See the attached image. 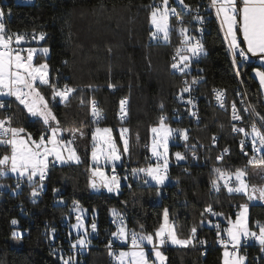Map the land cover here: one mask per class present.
Instances as JSON below:
<instances>
[{"label":"trees","instance_id":"obj_1","mask_svg":"<svg viewBox=\"0 0 264 264\" xmlns=\"http://www.w3.org/2000/svg\"><path fill=\"white\" fill-rule=\"evenodd\" d=\"M201 2L185 0L186 4L194 8ZM152 3L153 0H33L25 3L6 0L5 8L13 11L11 28L46 33V39L41 44L48 46L50 52L47 57L40 56L37 62L46 60L53 82L59 78V87L66 83L70 87L82 89L73 94L66 104H53L50 101V107L63 128L80 129L85 135L77 137L76 142L82 163L59 165L50 170L44 182L45 194L32 204L35 222L30 234L23 237L21 248L11 244V221L18 214L17 203H28L26 194L29 189L23 195L1 197L0 264H61L49 252L43 235L46 221L56 225L68 213V206L60 204V200L77 201L80 206L87 208L88 221L94 219L98 224L100 236L95 241L98 246L90 249L88 264H112L108 250L103 247L118 229L112 222L111 209L127 216L128 229L141 232L140 225H143V232L151 233L162 222L165 208L169 209V218L176 226L180 238H186L195 224L198 227L197 241L211 242L206 249L199 246V243L188 247H169L165 250L167 264H222L223 247L218 245L211 225L205 223V226H199L201 219L209 220L207 216L202 218L201 212L211 204L225 217L235 218L233 210L246 201L244 196L229 194L224 188L218 193L210 192L209 180L215 176L212 171L214 167L235 171L244 168L248 158L252 157L250 152H247V157L242 154L241 134L232 131L233 101H237L243 119L247 122L252 120L250 115L243 113L244 106L239 103V83L242 84L248 104L255 106L256 112L262 116L263 92L252 74L254 65L251 62L240 69L238 78L219 21L213 16L204 38L207 52L202 67L206 95L200 103L202 121L196 123L185 117L180 121H167L173 128L189 129V147L185 148L183 140L170 145V172L174 183L167 184L161 195L156 196L157 188L144 184L142 175L133 177L131 170L148 165L151 127L162 114L170 117L179 107L176 97L181 86V76L173 74L170 69L171 55L179 43V35L173 33L168 45L149 39L152 26L150 8L147 6ZM172 19L175 24V19ZM108 83L117 87L112 90L107 87ZM90 85L92 88L88 87ZM216 86L226 91L224 109L213 102L212 89ZM41 91L47 97L51 96L50 89L42 88ZM126 96L131 103L130 117L122 123L117 117V111L120 100ZM92 99L97 100L105 111V117L99 125L112 128L114 137L118 136L121 127L130 130L129 152L123 154V164L117 165L128 179L122 181L117 195L105 190L94 191L89 187L91 130L98 126L90 118L89 104ZM161 103L164 105L163 112L160 109ZM15 107L13 104V109ZM17 115L18 123L15 126H25L38 137L43 130L42 124L36 122L29 126L22 113L18 112ZM214 134L218 139L213 146L211 137ZM117 143L122 148L119 140ZM191 145H196V148L193 149ZM225 147L230 151L222 161H217L216 156ZM193 151L197 156L195 160L192 158ZM175 152L183 153L187 161L177 163L173 155ZM109 169L110 166L108 175ZM249 170L250 166L247 168ZM249 180L251 184H264V180H255L252 176ZM53 189H59L60 192L54 193ZM257 221L264 222V201L249 204L252 230H257ZM240 251L246 255L247 264H264V259H257L260 256L258 242L243 245Z\"/></svg>","mask_w":264,"mask_h":264},{"label":"snow or ice","instance_id":"obj_2","mask_svg":"<svg viewBox=\"0 0 264 264\" xmlns=\"http://www.w3.org/2000/svg\"><path fill=\"white\" fill-rule=\"evenodd\" d=\"M150 8V24L152 30L149 33L150 41L163 42L165 45L171 43L173 33L181 37L180 47L175 48L172 56L170 69L173 74L188 76L192 71V64L205 54V47L202 39L197 38L198 33L201 37L204 32L203 27L194 28L189 25L195 23L203 25L205 17L200 14V6L195 9L185 3V0H175V6L170 5V0H153ZM179 8L185 15L192 17L187 23L180 17L177 11ZM208 12H213L219 21L220 30L223 32V39L231 55V63L236 70L237 76L240 69L250 60L251 57H259L264 61V0H209ZM9 9L8 14L10 15ZM195 13V15H193ZM5 11L0 8V178H14L17 183L11 190L21 189L22 182L27 181L32 188L31 196L35 198L45 188V181L49 172L58 164L63 166L70 163L80 164L82 158L77 152V137H84L85 132L80 129L63 128L57 115L50 107L53 104H66L71 96L82 89L70 87L67 84L58 86L59 78L53 82L50 77L49 65L46 62H37L40 56H45L50 52L48 47H24L30 41L25 33H12L7 28L4 17ZM171 18H175V24L171 23ZM242 36V39H241ZM46 34L36 33L33 30L31 41L39 43L44 41ZM246 45V47L242 46ZM67 64V61L64 62ZM202 71V70H200ZM255 75L259 78L262 88H264V71L254 69ZM202 77H192L191 80L181 81L183 87L179 88L177 99L191 106L188 114L197 117L195 100L192 98L194 88L202 82ZM92 88V86H88ZM110 89H115L117 85L108 83ZM42 88L51 90V96L47 97ZM213 93L218 105L225 108V90L213 89ZM185 94L188 99L185 101ZM240 95V93H237ZM127 99L120 101V120L125 122L127 119ZM243 104L244 100L239 101ZM15 104V109H13ZM83 104V99L81 100ZM163 112L164 105H160ZM237 107V101L231 104L232 121L242 122L243 116ZM249 115L255 114L259 120L250 125V131L244 127H237L232 124V131L236 134H243L244 139L240 141V148L246 157L248 147L246 141L250 142L252 157L248 158L244 168H237L235 171L222 170L219 167L213 168L215 176L209 180L211 185L210 192H220L221 188L227 190L229 194H239L246 198L245 203L238 204L237 211L232 219L225 217L224 213L216 212L211 204H208L201 217L211 216L213 218L224 217L227 220V227L221 229L220 223L213 225L211 219L205 221L201 219L200 227L205 223L217 229L218 243L223 246L222 264H247V257L240 255L243 243L249 239L257 241L260 245V256L257 259H264V223L256 222V231H253L249 222V203L252 201H264V185L250 184L247 180L248 166H255L260 169L257 173L264 179V116L256 112L255 106L249 105L243 109ZM22 113L25 121L30 126L39 122L43 130L38 137L27 130L25 126H15L18 123L17 113ZM91 118L93 123L99 125L104 118L101 111L97 108L96 102L91 101ZM168 117L161 115L158 122L151 127L152 133L150 151L155 158L154 164H149L145 168H134L131 170L133 177L144 176L143 183L157 188L156 196L161 195V187L169 181V145L177 137L185 142V148L189 145V129L172 128L167 123ZM223 127V125H221ZM129 133L127 127L118 130V136L114 137L113 129L109 127H95L91 130V167L89 169V187L94 191L107 189L109 193L119 194L121 182L127 181L128 176L121 177L116 173L117 162L123 164L122 155L129 152ZM137 140L139 136L137 135ZM218 137L214 134L211 137L212 145H216ZM119 140L122 150L117 144ZM203 147V145H200ZM193 149L196 145H191ZM230 151L225 147L216 156L217 161H222L225 154ZM259 154V156H257ZM176 162L186 161L187 157L181 152H175ZM192 158L197 159L196 152H192ZM111 167L112 174L108 175L106 168ZM187 171V169H185ZM154 182V183H153ZM177 183L179 179L177 178ZM11 186L0 184V188ZM130 187V185H129ZM54 193H59V189H53ZM60 204L64 201L60 200ZM126 203V202H125ZM72 212L77 213L76 223L71 227L76 230L78 238L70 243L69 250L79 251L82 255L87 246L91 243L90 233L84 223L83 209L77 201L72 202ZM114 217H119L120 224L116 232L111 234L112 238L118 241L129 242L128 250L123 247L119 251L113 249V239H109L106 248L108 254L113 258L114 264H150L149 257H152V264H165L166 257L161 250L166 244L179 245L183 247L195 246L196 243L203 245L204 240L197 241V225H193L186 238H180L177 234L176 226L170 221L169 209L163 211V219L151 233L143 232V225H140L141 232L129 231L124 222L123 216L116 210H110ZM115 222V221H113ZM13 225L18 224L16 219L11 221ZM91 233L97 230L94 219L90 225ZM56 232L55 228L51 229ZM13 237L19 239V233L13 232ZM71 236V232L69 233ZM226 236V238H225ZM53 254L59 253L60 249H53ZM61 264H81L75 255L66 258L59 256Z\"/></svg>","mask_w":264,"mask_h":264},{"label":"built area","instance_id":"obj_3","mask_svg":"<svg viewBox=\"0 0 264 264\" xmlns=\"http://www.w3.org/2000/svg\"><path fill=\"white\" fill-rule=\"evenodd\" d=\"M19 2L25 3V2H28V1L27 0H19ZM208 3H209V0H202V2L200 3V5H198V6H200V9H201L200 14L205 17V23L203 25H199V24H195V23L189 25V27H194V28L203 27L204 28V32H203L202 37L198 33H195V32L192 33V34L193 35H197V38L202 39V42H203L204 47H205V54L207 52L206 45H205V40H204L205 33L208 30V24H209V22L211 21L212 17L215 16L214 15V11L210 13V12H208V11L205 10L207 8ZM5 4H6V0H0V8H2L5 11V14H6L5 17H4V22H5L6 26H7V28L9 29V31L12 32V33L19 32V33H25V34H27L28 39H29L30 42L28 44H25L24 47L29 46V45L34 44V43H37L35 41H31V34L33 33V30L17 31V30H14L13 28L10 27L11 21L13 19V11H12L11 8H5ZM9 9L11 10L10 15L8 14ZM177 11L180 13V17H182L184 19L185 23H187L189 20L192 19V17L185 15V13L183 11H181L179 8H177ZM193 15H195V13H193ZM35 32L38 34V33L42 32V31L35 30ZM45 39H46V37H45ZM181 39L182 38L179 37V43H178L177 47H180L181 46V44H180V40ZM40 42H43V41H40ZM173 54H174V52L171 55V61H172ZM205 54H202L198 58V61L197 62H194L192 64V71H191V74L190 75H188V76H181L180 75L181 76V81L184 80V79L191 80L192 77H197V78H201L202 77L203 78L202 79V82L199 83L194 88V90L192 92V98L195 100V104H196V108L194 110L197 111V117H191L188 114V110L191 109V106L188 105V104H186V103H184V102L178 101V99L176 97V101H177V104H178L179 107H177L174 110V112L171 114L170 117L167 116L168 117V120L180 121L181 119H183L185 117V118H187L189 120H192V121H194L196 123H199V122L202 121V113H201V104L200 103H201V101L204 99V97L206 95L205 94L206 91L204 90V69L202 67V61H203V58H204ZM200 70H202V71H200ZM238 78H240V77L238 76ZM181 87H183V84L182 83H181L180 88ZM214 88L215 89H222V88L217 87V86L214 87ZM213 89H212V99H213V102H214V104L217 107H220L218 105L216 99H215V96H214V93H213ZM112 90H114V89H112ZM222 90H224V89H222ZM238 90H239V93H240V95H239L240 101L241 100H244V103H243L244 108L245 107H248L249 106L248 100H247V97H246V95L244 93V90H243V87H242V84L241 83H239V85H238ZM225 93H226V91H225ZM125 98L128 101V103H127V119H126V121H128L129 120V117H130V104L131 103H130V98L128 96L123 97L122 99H125ZM187 99H188V96H187V94H185V101ZM226 99H227V94H226V97H225V106H226ZM93 100L96 102V106L101 111L103 117H105V111L98 104V101L95 100V99H92L91 101H93ZM91 101H90V104H89L90 118H91ZM243 113L249 115V113H246L244 111H243ZM240 114L242 115L241 111H240ZM250 116L252 117V120L249 121V122L245 121L244 119H243L242 122L232 121V119H231V123L232 124L235 123L237 127H244V128H246V130L250 131L251 130L250 129V125L253 123V121H256L258 123V125H259V120L257 119V117L254 114H252ZM117 117L120 120V102H119V107H118V111H117ZM177 128H179V127H177ZM262 130H264V129H262ZM241 139H244L243 134H241ZM241 139H240V141H241ZM246 143L248 144V147L245 148V151L246 152H250L251 155H253L252 150H251L250 142L246 141ZM257 156H259V154H257ZM186 161H187V159H186ZM186 161H182V162H186ZM154 163H155V158L150 155L148 165L149 164H154ZM57 166H59V164ZM170 168H171V164L169 163V169H168L169 181H166V185L167 184L174 183V180L171 177ZM116 173L119 176H121V177H124L125 176L124 175V172H123V169L121 167H118V166L116 167ZM111 174H112V169L110 167V169H109V175H111ZM16 183H17V181L14 178H0V184H4V185L11 186L9 188H0V199L4 195H11V196L23 195V193H25L26 190L29 189V193L26 194V196H27V199L26 200H27L28 203H25V202H22V201H19L17 203L18 214H17V216L14 219H16L18 221V224H16V225H13L12 224L13 232H17V233L21 234L20 236L24 237V236H27V235L30 234L31 228H32V226L34 225V222H35V209L33 208L32 204L36 203L45 194L46 187L44 188L43 191L40 192V194L34 200L33 197L31 196L32 188L29 186V184L27 183V181L22 182L21 189H18V190H16V192H13L11 189L15 187V184ZM262 185H264V184H262ZM165 186L161 187V189H160L161 192L164 191V187ZM63 201H64V203L62 205L63 206H68V208H69L68 213L63 218V220L60 223L56 224V225H52L48 221L45 222V227H44V230H43V235L45 236V239H46L47 248H48L49 252L55 258H57L58 260H59V256L60 255H63L65 258L67 256H69V255H75L76 256V259L79 260L81 262V264H88V257H89L90 249L92 247L98 246L97 244H95V241H97L99 239V236H100V230H99L98 224L94 220L95 223L97 224V230H96L95 233H91L90 225L93 222V220L87 221V229H88V231L90 233L89 239L91 240V243L87 246V248L84 250V252H83L82 255L79 254V251H77V252L70 251L69 250L70 243L72 241L76 240L78 238V235L80 233L78 234V233L74 232L71 229V225H70L71 222H72V219L73 218H76V215H77V213L71 211L72 202L73 201H70V202H67L65 200H63ZM237 211H239V210L235 208L232 213L235 214ZM216 212H218V211H216ZM120 214L123 216L124 222L126 224V222H127V216H125L122 213H120ZM207 217H208V219H211L213 221V225L216 224V223H220L221 229H223L224 227H227V225H226L227 220L224 217H219V218H213L211 216H207ZM113 221H115V222H113ZM112 222L118 227L119 224H120L119 217H114L113 216L112 217ZM211 227H212V229L216 233V240H217V243H218L217 229L215 227H213L212 225H211ZM52 228H55L56 229V232L55 233H52L51 232V229ZM129 231H131V230L129 229ZM70 232H71V236L69 235ZM225 238H226V236H225ZM109 239H113V249L116 250V251H119L121 249V247L128 248V244H130V240L126 244L125 242L115 240L114 238H112V236H110ZM109 239H108V241H109ZM108 241H107V243L105 245H103L104 248H106V245L108 244ZM204 241H206V243L203 244V245H200L199 244V246H201V247H203V248L206 249L211 244V242L209 240H204ZM251 243L255 244V243H257V241H255L253 239H249L247 242L243 243V245H248V244H251ZM218 245H220V244L218 243ZM220 246L223 247L222 245H220ZM53 249H60L61 251L59 253H57V254H53V251H52ZM109 260H110V262L112 264L114 263L113 258L110 257V256H109Z\"/></svg>","mask_w":264,"mask_h":264},{"label":"rangeland","instance_id":"obj_4","mask_svg":"<svg viewBox=\"0 0 264 264\" xmlns=\"http://www.w3.org/2000/svg\"><path fill=\"white\" fill-rule=\"evenodd\" d=\"M28 2H31V1H33V0H27ZM170 5L171 6H175V0H174V2H172V0H170ZM171 23H173V19L171 18V21H170ZM42 42H39V43H36V45H34V44H31V45H29V46H26V47H48V46H45V45H43V44H41ZM49 48V47H48ZM49 55V54H48ZM47 55V56H48ZM41 62H44V61H41ZM99 127H107V126H102V125H98ZM171 126V125H170ZM97 127V126H96ZM125 127V126H124ZM172 127V126H171ZM173 128V127H172ZM151 139H152V133L150 134V145H151ZM182 140L181 139H176L175 141H173V142H170V145L171 144H175V143H178V142H181ZM118 144V143H117ZM170 145H169V149H170ZM118 146L121 148V146L118 144ZM121 150H122V148H121ZM175 157V156H174ZM122 158H123V155H122ZM171 162V158H170V154H169V163ZM117 165H120V162H117ZM149 165H146V166H144V167H142V168H145V167H148ZM106 172L108 173V169L106 168ZM258 172H260V169L258 168V167H255V166H250V170L248 171V177H247V180H248V182L251 184V182H250V180H249V177L250 176H252L255 180H258V181H262L263 179H261V177L259 176V175H257V173ZM142 176H143V174H141ZM154 183V182H153ZM255 185H260L259 183H254ZM101 190H105V191H107V189H100L99 191H101ZM120 191V190H119ZM108 192V191H107ZM111 194H114V195H117V193H115V192H113V193H111ZM245 202H247V201H245ZM244 202V203H245ZM259 202H263V201H252V202H248L249 204L250 203H259ZM83 209H85V210H87V208H85V207H83V206H81ZM84 215V223H85V226L87 227V221H88V219H89V212H88V210L83 214ZM232 219H234V218H232ZM76 223V218H75V220L74 221H72L71 222V226L73 225V224H75ZM264 223V222H263ZM71 229H72V227H71ZM74 232H76L77 233V231L76 230H74V229H72ZM253 231H255V230H253ZM17 233V232H16ZM10 241H11V244H12V246L13 247H16V248H21L22 246H23V237L22 236H20V238L19 239H17V238H15V237H13V235H12V237L10 238ZM259 244V243H258ZM169 247H179V245H171V244H166L161 250L163 251V253H164V255H165V257L167 258V255H166V253H165V250L167 249V248H169ZM124 250H128V248H124ZM240 255H244L245 256V254L244 253H242L241 251H240ZM149 260H150V264H152V257L150 256L149 257ZM114 264V263H113ZM165 264H167V259H166V262H165Z\"/></svg>","mask_w":264,"mask_h":264},{"label":"crops","instance_id":"obj_5","mask_svg":"<svg viewBox=\"0 0 264 264\" xmlns=\"http://www.w3.org/2000/svg\"><path fill=\"white\" fill-rule=\"evenodd\" d=\"M241 39H242V36H241ZM242 46L246 47V45H242ZM248 62H251L254 65V68L252 69V74L256 78V80L258 81V83L260 85L259 78L255 75L254 69H257L258 68L261 71H264V61H261L258 56L257 57H251L250 56V60ZM260 88H261V90L263 92V98H264V88H262L261 85H260ZM170 221H171V219H170ZM80 234H82V233H80Z\"/></svg>","mask_w":264,"mask_h":264}]
</instances>
